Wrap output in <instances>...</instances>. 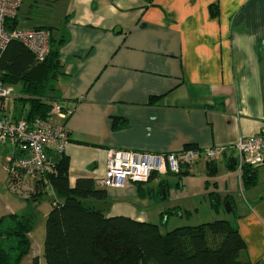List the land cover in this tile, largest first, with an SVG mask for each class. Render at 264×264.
Segmentation results:
<instances>
[{
	"label": "crops",
	"instance_id": "1",
	"mask_svg": "<svg viewBox=\"0 0 264 264\" xmlns=\"http://www.w3.org/2000/svg\"><path fill=\"white\" fill-rule=\"evenodd\" d=\"M76 4L75 16L68 15L61 28L24 14L28 28L53 27L66 39L60 50L63 74L50 84L49 96L71 111L65 122L55 120L69 131L64 154L71 160V186L79 178H92L98 186L111 149L163 154L187 145L223 148L212 163L213 177H221L222 162L225 179L236 183L244 200L239 202L226 183L217 192L234 198L235 212L221 214L238 221L245 258L264 264V164L250 189L240 171L227 165L237 158L234 146L240 139L264 129V0H111L107 12L100 11L102 0ZM15 88L20 98V86ZM152 97L157 101L149 103ZM114 117L129 126L114 130ZM9 149V157L18 153ZM25 177L15 190L29 187L34 193L36 182L26 183ZM160 181L165 180L153 182ZM106 190V200L91 201L97 209L107 216L147 219L142 204L148 198L141 197L137 184ZM45 191L54 197L50 186Z\"/></svg>",
	"mask_w": 264,
	"mask_h": 264
},
{
	"label": "trees",
	"instance_id": "2",
	"mask_svg": "<svg viewBox=\"0 0 264 264\" xmlns=\"http://www.w3.org/2000/svg\"><path fill=\"white\" fill-rule=\"evenodd\" d=\"M24 2L36 7L39 1ZM212 12L214 16L218 15L217 9L213 8ZM32 14L35 15L30 10L27 19H32ZM19 25L17 15L11 20L9 28L16 29ZM44 28L51 31V51L44 62L39 63L35 55L18 41H11L4 50H0L2 80L7 85L20 86L21 97L16 101L27 106V111L20 117H25L29 122L47 120L54 103L61 104L49 96L52 91L49 85L63 74L60 50L66 39H57L53 27L35 29ZM156 99L152 97L149 103L156 102ZM128 126L125 119L113 118L114 130ZM186 149L198 150L195 145H187ZM212 163L208 162L209 173L214 176L216 169ZM70 164V157L62 154L59 164L52 162L51 170L36 181L32 194L34 201H40L47 194V185L54 192L52 209L46 220V264H252L244 256L246 243L236 219L223 218L199 225H185L164 233L160 224L123 215L107 216L91 203L106 200L107 190L97 186L92 178H79L71 186ZM227 165L229 169L239 171L238 158H232ZM258 168L249 165L242 168L240 180L246 189L257 183ZM188 173L186 168L178 175ZM15 180L18 179L10 175V185ZM154 180L156 175L148 183L137 184L141 197L147 194L144 187ZM158 189L162 195L163 191L165 196L168 195L165 181H160ZM209 201L216 214L227 213V202L232 207V212L228 214L235 212L232 196L222 197L213 191L209 194ZM178 215L181 216L178 208L168 209L161 214L166 221L170 216ZM33 224V216L10 214L0 218V264H21L30 249L29 234ZM33 264H40L39 257L34 258Z\"/></svg>",
	"mask_w": 264,
	"mask_h": 264
},
{
	"label": "built area",
	"instance_id": "3",
	"mask_svg": "<svg viewBox=\"0 0 264 264\" xmlns=\"http://www.w3.org/2000/svg\"><path fill=\"white\" fill-rule=\"evenodd\" d=\"M23 4L24 0H0V50H4L11 41H18L41 63L51 51V31L46 28H9L11 20L17 17ZM15 95V86L5 84L0 72V100ZM70 114L71 111L65 110L58 102L54 103L47 120L29 122L22 116L12 118L0 113V144L18 151L17 156L8 159V172L12 177L19 179L23 175L37 181L51 170L52 158L64 154L70 143L67 127L54 120L65 122ZM234 150L240 172L246 165H263L264 129L256 136L240 139ZM224 151L223 148H185L178 152L151 154L111 149L107 152L105 176L98 181V186L105 189L124 188L128 183H148L153 175H156V179L178 175L200 161L218 160Z\"/></svg>",
	"mask_w": 264,
	"mask_h": 264
},
{
	"label": "rangeland",
	"instance_id": "4",
	"mask_svg": "<svg viewBox=\"0 0 264 264\" xmlns=\"http://www.w3.org/2000/svg\"><path fill=\"white\" fill-rule=\"evenodd\" d=\"M36 7H32L30 3L24 2L19 11L20 25L23 28L31 26V21L27 20L24 16L30 10L34 12V16L43 17L45 22L53 25L54 27H62L66 23L68 15L70 17L76 14V0H38ZM102 0V8L100 11L105 10L111 4V0L104 3ZM109 3V4H108ZM81 11V10H80ZM82 13V11H81ZM57 39H60V32L54 31ZM19 88V87H18ZM51 89V85H49ZM50 95V92H49ZM18 96L6 99L2 110L8 117H12L15 112L21 115L27 111V106L22 102H17ZM1 105V104H0ZM56 120V119H55ZM60 123V121H55ZM209 149V148H208ZM9 146H2L0 144V218L10 214L19 216H33L34 224L29 234L30 249L29 252L23 257L21 264H33V260L39 257L40 264H46L44 257V244L46 236V220L52 207L53 195L47 192L40 201H34L32 198V190L18 189L15 186L20 181H13L12 188H10V174L8 172V159H9ZM203 162V161H200ZM205 164H199L194 172L182 175H168L164 178L169 182L168 197L164 200V195L159 193L158 183L151 182L146 185V197L142 206H144L147 213L145 221L160 224L162 232L173 230L180 226L185 225H199L203 223L213 222L226 217V214L218 215L211 210L209 201V194L213 191L223 192L225 184L228 183L232 187L234 196L239 202H243L244 193L232 180L228 181L224 177V164L219 162V167L222 170L221 177H213L210 175L209 170ZM161 178V180H162ZM26 183L34 181L29 177L24 178ZM21 181V182H23ZM16 182V183H15ZM36 182V180H35ZM218 182V186L215 184ZM150 192L154 195L151 197ZM178 208L181 216H170L169 220L162 218L160 215L164 210ZM136 219V218H135ZM164 222L166 225H164Z\"/></svg>",
	"mask_w": 264,
	"mask_h": 264
},
{
	"label": "water",
	"instance_id": "5",
	"mask_svg": "<svg viewBox=\"0 0 264 264\" xmlns=\"http://www.w3.org/2000/svg\"><path fill=\"white\" fill-rule=\"evenodd\" d=\"M61 160V155H56L53 159H52V162L55 163V164H59ZM163 194H164V197H165V192L163 191ZM226 212L227 213H231L232 212V207H231V204L229 202L226 203Z\"/></svg>",
	"mask_w": 264,
	"mask_h": 264
}]
</instances>
